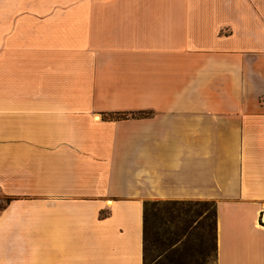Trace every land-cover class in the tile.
<instances>
[{
    "label": "crops",
    "instance_id": "obj_1",
    "mask_svg": "<svg viewBox=\"0 0 264 264\" xmlns=\"http://www.w3.org/2000/svg\"><path fill=\"white\" fill-rule=\"evenodd\" d=\"M155 199L264 264V0H0V264H144Z\"/></svg>",
    "mask_w": 264,
    "mask_h": 264
},
{
    "label": "rangeland",
    "instance_id": "obj_2",
    "mask_svg": "<svg viewBox=\"0 0 264 264\" xmlns=\"http://www.w3.org/2000/svg\"><path fill=\"white\" fill-rule=\"evenodd\" d=\"M206 199H166L151 205L154 219L172 234L162 241L151 231L149 264H216L214 211ZM174 235V236H173Z\"/></svg>",
    "mask_w": 264,
    "mask_h": 264
},
{
    "label": "trees",
    "instance_id": "obj_3",
    "mask_svg": "<svg viewBox=\"0 0 264 264\" xmlns=\"http://www.w3.org/2000/svg\"><path fill=\"white\" fill-rule=\"evenodd\" d=\"M125 115H127L126 112H111L109 113L108 116L121 117ZM158 200H163V199L146 200L145 205H144V264H149V249H150L149 241H150L151 231H156L157 233L156 238L160 241H162V239L166 237L167 233L170 235L173 233L172 230H170L169 228L162 230V224L164 222H167L163 220L164 218H161L160 221H156V218L154 219V214L156 215L157 212L154 213L151 210L150 206L156 204ZM200 201L209 202L211 200H200ZM211 202L213 203L212 205L214 208L213 209L214 211V231H215L214 238H215V250H216V247H217V244H216V205L214 201H211Z\"/></svg>",
    "mask_w": 264,
    "mask_h": 264
}]
</instances>
